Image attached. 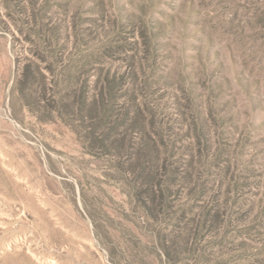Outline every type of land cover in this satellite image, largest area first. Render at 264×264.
<instances>
[{
    "label": "rangeland",
    "instance_id": "374dc122",
    "mask_svg": "<svg viewBox=\"0 0 264 264\" xmlns=\"http://www.w3.org/2000/svg\"><path fill=\"white\" fill-rule=\"evenodd\" d=\"M0 264H264V0H0Z\"/></svg>",
    "mask_w": 264,
    "mask_h": 264
}]
</instances>
